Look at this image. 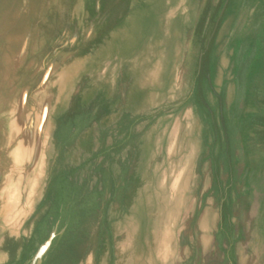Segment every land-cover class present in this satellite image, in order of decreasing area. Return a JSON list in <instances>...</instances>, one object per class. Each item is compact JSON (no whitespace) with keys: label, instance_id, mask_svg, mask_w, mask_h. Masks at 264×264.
<instances>
[{"label":"rangeland","instance_id":"374dc122","mask_svg":"<svg viewBox=\"0 0 264 264\" xmlns=\"http://www.w3.org/2000/svg\"><path fill=\"white\" fill-rule=\"evenodd\" d=\"M81 1L0 0V97L30 130L53 124L35 205L0 209V255L15 245L0 264H264V110L250 94L264 78V0H160L162 18L133 20L119 42L101 18L131 0ZM98 37L136 55L138 82L127 99L118 69L97 122L85 49Z\"/></svg>","mask_w":264,"mask_h":264},{"label":"bare ground","instance_id":"6f19581e","mask_svg":"<svg viewBox=\"0 0 264 264\" xmlns=\"http://www.w3.org/2000/svg\"><path fill=\"white\" fill-rule=\"evenodd\" d=\"M151 73L154 76L156 71L155 70L151 71L150 75ZM54 82L55 81L52 80L51 84ZM67 82H68V79H67ZM67 87H68V84L66 83L65 86L62 89H60L61 90V95L59 96L60 99L68 95V93L66 95ZM18 106H19V103L17 101H14L10 98L0 97V127H1L0 128V150L2 148L6 150V155H7V159L5 160L0 158V172L3 173V177H4L3 183L0 184V209L2 207H5L6 204L19 205L21 202H24V204H22L23 208H21V210L22 209L25 210L26 208L30 209L31 207H33L36 203L35 202L36 198L38 197L39 194H41L40 186L43 187V178L46 175L45 170L47 166L48 157L45 151L47 149V146L49 145V139L51 136L50 129L53 124L47 125L46 124L47 122H46L45 123L46 125H43L39 130H37L38 132H34L30 130L31 128L28 127L27 121L21 117V112L16 113ZM20 107L22 106L20 105ZM48 113L49 111L46 113V116ZM53 127H55V124ZM4 133H7V138H8V144L6 146H4V143H3ZM112 168L113 167H111V170ZM184 174H185V168L184 169L182 168L181 170L175 173L174 178L172 179V183H171L175 190L179 188V186L181 185L183 178H184ZM45 227H47L46 224L44 225V229ZM41 234L43 235L44 232L42 231ZM36 239H40L39 234L36 236ZM2 240L4 241V239ZM14 246L10 245V247H7V249H4L3 247L1 256L7 257L6 254L7 255L14 254L13 252L10 253V251L8 250V248L15 249ZM21 248H19V250L16 249V253L18 254V256L21 253H23V249ZM162 251L163 250H161V252ZM162 255L164 257H167L168 256L167 251L162 253Z\"/></svg>","mask_w":264,"mask_h":264},{"label":"crops","instance_id":"0c3cea01","mask_svg":"<svg viewBox=\"0 0 264 264\" xmlns=\"http://www.w3.org/2000/svg\"><path fill=\"white\" fill-rule=\"evenodd\" d=\"M121 1V0H120ZM130 2V7L126 8L127 10H121L120 12L115 13V15L113 16H107L105 15L103 18H101L102 20L105 21V24L107 22V20H114V24L110 27H107L106 29H108V35L110 36L109 38H114V41L118 42L120 40H122L121 38L123 36H125L127 39L129 40L130 38V34H133L134 32V23L133 20H147L149 19V16L147 15L148 12H154L157 15V18H162V15L160 16L159 14L162 13L161 8L159 9V6L156 7H152L150 5H154V4H159L160 0H131ZM79 5H81L82 7V3L83 1L80 2L79 0ZM133 24H132V23ZM132 27V28H131ZM124 34V35H123ZM106 35V34H105ZM112 35V36H111ZM117 35V36H116ZM99 37L97 39V42L95 44L91 45V48H88V51L86 52L85 49V78H87V82H92V84H98L99 86L97 87V93H94L91 97L87 96L85 98H91L93 100L97 99V100H101V105H102V110L101 113H99L98 115V119L97 122L99 120H101L102 117H106V114H111L112 115V110H110V112L106 111V106L105 102H103V100H111L116 98V96L112 97L111 95L108 94V89L105 88V85L111 82H118V77L117 74L119 73L118 69H123V74L121 75L123 80L126 77L127 84H128V95L126 96L127 99L129 100H135L137 99L136 96L133 95V93L137 92V82H138V72H137V57L136 55H129V57L122 56L123 53H125L127 50L123 49L122 51L116 49V44L117 42H114L112 44H105V48L103 49L102 44L99 42ZM133 45V44H130ZM100 49L99 53L98 50ZM129 49V48H128ZM121 52V53H117ZM103 52V53H102ZM130 52H133V49H130ZM109 54V65H107L108 63L106 62L105 59V55ZM149 63H147V60L145 59H141L140 61L145 62L144 63V69L145 72H142V75H144V82L146 83H152V80H149L151 77H149L148 79V69L153 68L154 67V62L151 59V57H149ZM121 61V62H120ZM135 65V67H134ZM125 69H127L126 71H124ZM141 75V76H142ZM112 78H114L112 80ZM121 78V79H122ZM253 84V83H252ZM136 87V88H135ZM104 88V89H103ZM94 89V88H93ZM134 89V91H133ZM252 91L250 92V94L254 95L252 97V99H254V105H257V110L261 111L264 110L263 108H261V101L264 100V78H258L257 81V87L256 85L251 86ZM125 91V93H126ZM133 91V92H132ZM96 92V91H94ZM131 97V98H130ZM133 97V98H132ZM119 98V97H117ZM100 105V104H99ZM114 108V107H113ZM112 108V109H113ZM101 108H98V110ZM127 112V111H126ZM119 114V113H118ZM123 113L120 114V116H122ZM131 114V113H128ZM119 116V118H120ZM117 117V119L114 121V125H116L117 122H119V119ZM111 126H114L112 123H110ZM0 257H2L0 255Z\"/></svg>","mask_w":264,"mask_h":264}]
</instances>
